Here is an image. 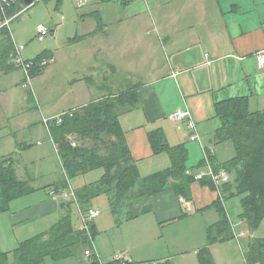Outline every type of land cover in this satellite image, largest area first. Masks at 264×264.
Here are the masks:
<instances>
[{"label": "crops", "instance_id": "0c3cea01", "mask_svg": "<svg viewBox=\"0 0 264 264\" xmlns=\"http://www.w3.org/2000/svg\"><path fill=\"white\" fill-rule=\"evenodd\" d=\"M120 1L103 9L100 31L95 27L89 33L77 30L68 37L79 49L85 43L81 49L86 50L87 63L82 71H76L79 75L74 81L76 86H82L81 91L90 92V96L78 97L79 103L59 114L109 96L107 93L94 96L92 89L100 79L102 87L110 83L112 75L119 76L118 81L115 78L111 82L114 86L135 79L127 86H136V104L120 115L129 148L121 165L136 166L141 179L124 195L115 184L100 181L103 169L89 176H86L88 172L78 174L70 181L72 178H67L58 155L64 177L42 187L32 185L36 188L34 192L13 200L9 210L0 214V234L2 229L13 232L11 248L3 251H12L21 241L49 230L66 214L62 196L53 198L51 192L69 180L68 186L73 189L87 187L88 208L101 211L92 223L90 240L102 260L110 262L116 254H121L130 261L200 264L198 251L208 244V228L219 219L213 204L223 195L222 185L215 184L210 177L206 178L214 186L195 180L191 199H187L174 188L178 181L170 177L162 191L147 193L142 178L172 165L168 152L154 151L149 132L163 128L172 146L185 145L189 160L190 131L185 122L171 116L179 109H189L203 142L200 141V158L190 164L187 160V171L196 172V165L202 166L204 162L210 171L215 170L214 167L234 156L231 140H226L231 144H225L226 149L231 148L229 155H222L220 146L210 148L212 142L221 143L214 137L215 130L222 125L217 104L245 97L251 111L264 108V65L257 59V53L264 50V0H143L138 6L129 0ZM116 9L119 12L113 13ZM97 15L98 12L99 19ZM95 60L106 63L99 75ZM77 90L80 91L79 87ZM78 142L92 145L88 138ZM206 149L212 150L213 163L206 160ZM21 178L32 181L31 176ZM227 199L223 200L225 208ZM72 207L79 226L80 205L74 203ZM210 207L215 214L208 224L205 213ZM241 213L242 210L239 217ZM19 230L26 236L39 232L15 241L17 232L23 235ZM216 244L212 243L210 248L219 264ZM247 250L243 253L245 264ZM88 260L95 264L91 258Z\"/></svg>", "mask_w": 264, "mask_h": 264}, {"label": "trees", "instance_id": "16d2710c", "mask_svg": "<svg viewBox=\"0 0 264 264\" xmlns=\"http://www.w3.org/2000/svg\"><path fill=\"white\" fill-rule=\"evenodd\" d=\"M21 9L18 2L8 9V14L15 15ZM101 24L98 30H101ZM0 34L4 35L0 48V72L8 73L18 69L13 62V39L7 33V29L0 30ZM39 59L41 60V58L31 60L36 62ZM43 69L45 67L36 65L32 74L35 75ZM136 97V86L129 85L121 92H112L109 96L99 98L80 108L69 109L61 114L60 123L54 121L51 124L49 135L58 148L57 153L68 173V179L81 173L103 169L104 173L100 181L110 185L115 184L122 195L141 179L136 166L124 168L121 165V159L129 154V148L125 143L120 115L135 106ZM217 116L222 120V125L215 130L214 137L218 142L231 140L235 154L214 169L218 171L224 168L231 174L234 173V177L222 184L223 195L213 204L219 213V219L209 226L208 244L198 251L200 264H216L210 245L236 236L223 200L229 197H241L240 218L248 223L250 230H258L264 221V108L251 111L247 98L236 97L217 104ZM149 137L156 153L166 151L170 154L172 165L142 178L146 192L152 194L162 191L168 179L172 177L178 181L173 184L178 193L191 199V185L195 178L192 174L186 173L188 151L185 145L172 146L163 128L150 131ZM87 138L91 140V146L78 142ZM206 151L213 163L212 150L206 149ZM17 163V158L12 155L0 158V214L9 210L13 200L36 190L29 180L19 176ZM68 181L63 186H55L53 189L68 188ZM200 182L214 186L209 178ZM75 191L77 201L71 199L62 202L66 214L49 230L21 241L12 251L0 249V264H41L48 257L60 261L84 254L85 249L91 247L92 243L88 233L77 227L72 206L78 202L80 208L87 211L89 195L85 186ZM246 261L247 264H264V236L254 237L249 242ZM107 264L175 263L171 260L163 262L127 260L124 263L110 261Z\"/></svg>", "mask_w": 264, "mask_h": 264}, {"label": "rangeland", "instance_id": "374dc122", "mask_svg": "<svg viewBox=\"0 0 264 264\" xmlns=\"http://www.w3.org/2000/svg\"><path fill=\"white\" fill-rule=\"evenodd\" d=\"M129 1L138 6L143 0ZM113 2L119 4L121 1L86 0L84 4H80L79 0H38L33 5L19 10L11 24L12 35L7 30L13 39V44L15 42L25 46L21 52L24 60L41 58L36 62L39 63L43 59L48 62L45 69L35 75L31 74L30 78H27L26 72L22 68L8 73L0 72V158L10 155L16 157L18 174L20 177L31 176V184L34 186H45L51 181L62 179L65 175L57 150L48 135L45 121L56 117L57 113L60 115L59 112L63 109L79 103V98L83 95L85 98L90 96V92L81 91L82 86H76L74 81L79 75L76 71H82V66L87 63L86 50L81 49L85 43H81L79 49V46L75 47L76 43L73 40L69 41L68 37L75 35L77 30L78 33L80 31L89 33L94 27L98 30L96 25L102 23L101 17L105 11L103 9L107 10ZM95 9L98 10L99 19L96 17ZM118 12V9L113 11V13ZM40 24L45 25L49 30L43 39L39 38L37 32ZM56 28H58L57 32H53L52 30ZM3 36L0 34V48L2 40H4ZM94 64L98 75L102 67H106V63L101 60H95ZM115 78H118L117 81L119 80L118 75H112L110 83L103 87L101 79L96 81L95 87L92 89L94 96L125 89L127 83L135 82V79H132L121 84L122 86L111 85ZM78 87L80 91L77 90ZM200 141L203 142L201 134L200 140H192L189 137L192 148L187 163L190 164L193 159L200 158ZM25 144L28 146L21 147ZM211 144L213 146L210 148L220 146L222 155H229L231 151V148L226 149L225 145L231 144L229 141L218 144L212 142ZM196 166V172L207 173L210 171L206 162L202 166ZM100 170L103 171L102 169L92 170L86 176L93 175ZM233 177L234 173L231 174V178ZM225 203L237 237L217 242V259H219V264H245L243 253L247 250L251 237L264 236V221L258 230H250L247 223H243L239 217L242 210L241 197H231ZM214 214L215 210L212 207L205 213L208 224L212 222L211 219H214ZM11 233L13 232L2 229L0 234L1 250L11 248ZM21 234L23 235H19L17 232L13 240L19 241L17 238L22 240L34 235L26 236L23 232ZM212 252L214 253V251ZM89 262L86 256L75 255L60 261L48 257L41 264H90Z\"/></svg>", "mask_w": 264, "mask_h": 264}, {"label": "built area", "instance_id": "2783aa9c", "mask_svg": "<svg viewBox=\"0 0 264 264\" xmlns=\"http://www.w3.org/2000/svg\"><path fill=\"white\" fill-rule=\"evenodd\" d=\"M18 2L19 0H0V30L7 29L8 31H10L11 35H12L11 24L14 18L16 17V15H18V13L10 16L8 14V9L11 8L14 4H17ZM85 2L86 0H79L80 4H84ZM37 32L39 33V38L43 39L45 35L49 32V30L45 25L40 24L37 28ZM24 47L25 46L23 44H18L14 42L13 62L18 68L24 69L27 78H30L32 74V70L33 68L36 67V65H39L41 67H46L48 62L45 59H43L39 63H36L34 60H24L23 57L21 56V52L24 49ZM257 59L260 65H264V50H261L257 53ZM171 116L175 120L186 123L190 131L189 137L192 140H200V134L197 131L196 122L192 117V113L189 109L177 110ZM61 120H62L61 114L54 118L46 120L45 123L48 131H49V127L54 121L60 123ZM73 144L75 145V142H73ZM55 148L56 150L58 149L56 145ZM206 160L207 161L209 160L208 155H206ZM187 173L192 174L196 181H201L206 177H210L212 181L217 185H222L231 180V173L224 168H221L218 171L211 170L207 173L192 172L188 170ZM51 194L53 198H56L58 195H61L64 200L75 199L77 201L76 191L70 186H68V188L65 189H59V190L53 189ZM100 213L101 211L96 208H89L87 211H83L81 209L80 211L81 223L78 226V228H80L81 230H85L88 233L91 240H92V223L94 219L100 215ZM84 255L88 258H91L94 262H96V264H107V262L102 261V258H100L99 254L96 253V251L92 246L85 249ZM94 257L96 259H94ZM112 261L124 263L127 261V259L122 257L121 254H116L112 259Z\"/></svg>", "mask_w": 264, "mask_h": 264}, {"label": "water", "instance_id": "95a60500", "mask_svg": "<svg viewBox=\"0 0 264 264\" xmlns=\"http://www.w3.org/2000/svg\"><path fill=\"white\" fill-rule=\"evenodd\" d=\"M37 0H19L20 7L25 9L31 5H33Z\"/></svg>", "mask_w": 264, "mask_h": 264}]
</instances>
